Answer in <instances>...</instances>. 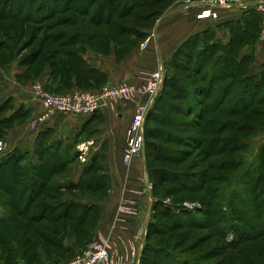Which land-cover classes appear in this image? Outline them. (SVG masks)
Returning a JSON list of instances; mask_svg holds the SVG:
<instances>
[{
	"label": "trees",
	"instance_id": "16d2710c",
	"mask_svg": "<svg viewBox=\"0 0 264 264\" xmlns=\"http://www.w3.org/2000/svg\"><path fill=\"white\" fill-rule=\"evenodd\" d=\"M36 1L0 0V19L13 18L23 23L33 20L38 24L36 32H32L31 29V34L28 35L26 40L23 37L17 42L16 39L15 45L19 44L21 49L14 53L12 61L19 59L21 65L27 66V70H32L37 64L43 66L49 62L53 65V70L70 76L74 73H81L83 70L81 67L75 66L78 61L76 58L78 57L79 45L92 44L94 43L93 40L98 39V37L104 39L105 42L115 41L117 34L120 36L136 35L139 39L146 38L150 34L155 20L164 13L161 8H155L145 16L137 18V20L148 22V27L151 29H141L133 23L121 24L120 20L134 17L131 11L136 7H145L151 5L152 2L160 1L162 3L167 0H55L53 5L52 3L46 5V2L41 3L42 5H36ZM44 10L46 13L42 14ZM67 11L79 12L81 16L82 14L87 15L90 23L85 25L86 20H84L80 24L73 16L55 18L58 13ZM245 14H248L247 18L250 19L251 23L258 21V13L251 11ZM154 17L155 19L152 21ZM45 23L47 30L50 31L46 35L45 41L39 47L26 52L27 49L36 44ZM91 24L96 27L104 25L109 29L88 34L87 30L82 29V26L89 29L88 26ZM67 25L72 26L74 29L63 27ZM58 27L63 28L53 31L54 28ZM231 27L233 35L228 44L212 42L210 40L211 30L197 35L198 37L195 36L192 40H187L183 44L185 47L181 53L170 64L176 66L174 72L170 74V71L166 69L163 90L149 112L146 122V165L149 179L151 178L150 180L154 186L155 183L158 184L161 181L174 182L175 184L182 182L183 184L189 183V185H192L194 175H197L195 171L172 172L167 168H159L158 166L152 168L149 162L150 157L155 160H173L176 157L175 151L189 153L185 149H178L175 146L161 143V141L178 144L191 143L188 136L181 137L180 135L182 124L176 116L177 113L195 116L193 120L198 125L199 122L203 123L202 121L210 113L218 111L231 94L233 107L240 108L239 110L234 108L233 114L246 113L255 103H264V76L244 77L242 72L244 61L238 59V47L244 42L245 36L253 35V37H256V33H251L249 26L239 24L237 21L231 22ZM117 43L121 45L123 50L131 45V41H129L130 44ZM5 45L1 43V47ZM45 50L46 53H44ZM184 52L189 55H196L194 64H189L187 68L190 70L189 73L198 76L200 80L198 88L193 87L190 80L186 79L188 75H183L180 70L182 63L178 59ZM42 58L44 60H41ZM6 64H2L0 61V68L6 67ZM223 76L224 79L222 80ZM167 87H172L179 92L174 95L168 91ZM213 92L215 93L213 94ZM178 96L185 97L188 105L183 106L177 103L174 98ZM245 101L248 103L244 104ZM2 112L3 108L0 107V113ZM251 112L256 113L255 110ZM17 117L18 112L10 117H0V123L3 121L6 123L14 122ZM208 122L217 125V127H211V130L207 129L208 132L216 134L225 131L231 123L229 119L224 118L210 119ZM244 126L245 124L241 123L237 127L244 128ZM235 140L233 138L216 137L211 138L208 143L204 144V140L193 138V141L197 142V144H193L196 146L199 143L200 148L204 144L205 148L201 149L203 157L210 158L213 155L228 151V147ZM239 145L244 147L245 143ZM215 148H217L216 154ZM35 154L38 157L37 162L28 161V153L19 149L0 157V263L2 264H41V260L36 255L37 247L43 246V243H51L53 239L49 234H57L59 231L55 224H43V221L56 223L61 219H70V221L85 223L91 212L97 209L100 210L102 203L106 202L109 197L110 181L100 163V157L94 156L92 161L85 167L81 179L75 182L69 175V164L78 156L77 151L72 152L71 147L61 149L60 146L48 145L42 139H39ZM225 162L227 161L220 162L219 166L222 167ZM243 162H241V166H243ZM248 169H244L237 176H234V179H232L234 184L231 185H233L232 188L235 189L236 193L232 191L230 197L225 200L219 210L215 209L216 211H214V208H211L204 211L209 216L210 224L207 227L209 225L215 226L218 235L227 241V245H230V247L236 246L237 243L246 238L264 235V208L261 201H259L264 195V172L262 170L259 172L257 180H240L241 173ZM94 171H98V173L94 174ZM163 173L174 176L165 179L162 176ZM58 176H60L61 183L56 182ZM201 177L202 179H198L200 182L197 185L195 183L193 187H190L192 190L188 186H182L178 189L204 192L208 181H206V175L203 176V173ZM242 184L248 188V192L242 190ZM236 187L243 192L236 189ZM80 188L92 193H107V196L104 198L105 200L102 197H97L94 201L90 195L83 197V199H77L74 196L60 197L55 193L63 189L76 190ZM207 189H211V187L209 186ZM155 193L156 191L154 192L156 208L157 202L160 204L161 199H158L159 197ZM40 196L51 200H41L40 203L37 201L39 204L37 203L38 205L35 206L36 210L30 212ZM212 204H215L214 201ZM156 209V214L158 212V214L170 218L172 223H157L156 220L149 223L147 241L141 261H147L150 264H214L207 263L200 255H191L178 250L177 248L180 247L183 237L177 239L173 245L162 242L165 240L166 230L171 227L176 229H197L200 227L201 224L190 223L191 221L182 224L181 218L176 219L177 216L180 217L182 213L187 212L190 216L195 217L192 213L193 210L183 207L178 209L169 208L167 211H163L164 209H161V206ZM177 210L181 213H178ZM183 218L188 219V217ZM237 220L239 225L232 232L235 234L233 239H227L229 230L227 224L236 226L234 222ZM245 230L250 231L248 235L245 234ZM156 234L161 236L158 239L161 241L155 243L151 240ZM194 248L190 247L187 251L190 252ZM29 253L31 255L28 256ZM203 257L209 258L208 255Z\"/></svg>",
	"mask_w": 264,
	"mask_h": 264
},
{
	"label": "crops",
	"instance_id": "0c3cea01",
	"mask_svg": "<svg viewBox=\"0 0 264 264\" xmlns=\"http://www.w3.org/2000/svg\"><path fill=\"white\" fill-rule=\"evenodd\" d=\"M247 15L232 7L219 9L217 18L201 17L194 9H181L177 5L155 20L146 38L125 50L115 41L108 42L107 50L95 48L94 43L98 39L93 40L92 44L79 45L78 61L74 63L83 70L70 76L53 70V65L47 62L38 76L25 79L23 73L27 66L21 65L19 59L15 60L10 67H5L8 70L19 68L20 71L14 74L16 78H8L9 83L12 79L11 84L15 85L3 87L0 93V107L6 111L2 118L18 112L17 119L3 136L7 142L6 154L19 149L28 153V161L37 162L35 153L39 139L48 145L60 146L61 149L71 147L72 152L78 153L69 164V175L75 182L81 179L85 167L94 156L100 157L110 186L108 200L102 203L100 209L95 234L111 237L121 256L131 258L135 252L142 258V248L147 241L150 215L154 212L156 199L153 184L152 189H149L146 182V178L150 181L146 159L137 157L129 167L123 162L126 130L134 108H124L117 115L105 107L91 114H58L45 123H33V119L43 110L33 92V83L39 82L51 92L68 93L76 90L98 91L106 84L122 81L136 82L137 73L154 71L160 64L169 70L173 59L185 47L183 44L203 32L211 30L212 42L228 44L233 35L231 22L237 21L249 28L251 25L260 27L262 15L259 14L258 21L252 23ZM144 41H148L146 47L141 46ZM238 59L244 61V77L264 76V41L257 40L254 45L241 47ZM87 74L93 76L90 82L94 85L83 89V79ZM65 84H69L68 89ZM125 198L133 199L134 210L121 214L127 229L120 230L114 226V222L118 216V205Z\"/></svg>",
	"mask_w": 264,
	"mask_h": 264
},
{
	"label": "rangeland",
	"instance_id": "374dc122",
	"mask_svg": "<svg viewBox=\"0 0 264 264\" xmlns=\"http://www.w3.org/2000/svg\"><path fill=\"white\" fill-rule=\"evenodd\" d=\"M55 0H37L36 5L41 4L43 2H46V5L49 3L54 4ZM186 0H167L166 2L160 3V1H156L155 3H151V5H147L145 7H136L133 11L134 17H129L126 19H121L120 23H133L135 26L141 27V29H151L148 27V22L137 20L139 16H145V14L150 13L155 8H161L163 12L169 11L172 8H175L177 5H180L184 3ZM194 1V0H191ZM42 5V4H41ZM47 7V6H46ZM189 9H194L197 11V14H199V9L196 6L190 7ZM46 13L44 10L42 12ZM79 12H63L58 13L55 15V18H62L67 16H73L75 17L79 23L81 24L82 21L86 20V24L90 23L88 21L87 15H84ZM155 19V17L152 19V21ZM52 22V20H50ZM257 22V21H256ZM47 23V22H46ZM46 23L44 25V29L40 31V34L38 36V40L36 41V44H34L33 47L26 50L30 51L33 48H37L40 46V44L45 41L46 35L50 33L49 30H47ZM37 25L35 21L30 20L26 23L20 22L16 19L11 18H1L0 19V61L2 64L7 63L6 67H10V64H12L14 61L13 55L16 51H19L20 45L16 44L17 42L24 37H28L29 34L32 32H36ZM150 26V25H149ZM257 26V25H256ZM263 26V23H260V27H256L255 25H251L250 31L251 33H256V37L253 35H246L244 42L238 47L240 49L244 45H254L257 40H260L261 42L264 41V39L261 36V28ZM72 29V26H63ZM63 27L54 28L53 31L57 29H61ZM83 30H87L89 33H94L95 31H105L107 28L106 26L102 25L101 27H96L94 24L89 25V29L87 27L83 28ZM154 27V25H153ZM152 27V28H153ZM74 29V28H73ZM23 35V36H22ZM144 39V38H143ZM143 39H139L136 35H126V36H120L117 34L115 37V41L130 44L129 41H131L130 47L136 45ZM24 40V41H25ZM97 40V39H95ZM1 43L6 44L5 46L1 47ZM107 44L108 42H105L104 39L99 38L94 43L95 48L105 49L107 50ZM120 49V47H119ZM46 53V50L45 52ZM196 55H189L187 52H184V54L178 59L182 64L180 65L182 68H180L183 75L187 74L188 80H190V83L193 87L198 88L200 80L197 75H194L193 73H189V67L190 65H193L194 59ZM45 58V57H44ZM42 58L41 60H44ZM12 61V62H10ZM42 66L36 65L33 67L32 70H25V79L32 77V76H38L41 73ZM176 69V66L170 65V74L174 72ZM18 70V71H17ZM19 68L16 69H10L8 68H0V93L3 92V87H12L15 84L13 83L12 79L10 80L11 83H9L8 78L9 77H15L14 74L16 72H19ZM188 71V72H187ZM16 78V77H15ZM93 78L92 75H85V78L83 79V89H89V86H93L94 84L90 82V79ZM224 79V76L222 80ZM19 80H22V78H19ZM220 80V81H222ZM39 82H34L33 86ZM68 83V82H67ZM17 85V83H16ZM102 86V85H101ZM45 87V86H44ZM46 88V87H45ZM65 88H69V84H65ZM47 89V88H46ZM171 93L174 95H177L179 91L175 90L172 87H167ZM48 90V89H47ZM50 91V90H49ZM58 92V91H57ZM69 92V91H67ZM215 92H213L214 94ZM175 97V96H174ZM173 99V98H172ZM177 103L182 104L183 106H187L188 102L185 97H177L174 98ZM232 101V94L229 95L226 102L223 103V105L218 109V111L212 112L209 114L207 118H205L201 123L199 122L198 125H196V122L193 120L195 116L191 115H185L184 113L179 114L177 113L176 116L181 121V129H180V135L181 137H189V141L191 143L187 144H178V143H167L162 142L167 145L175 146L178 149H185V151L189 153H181L175 151L176 157L173 158V160H155L152 157H150V165L152 168L155 166L159 168H167L169 171H195L197 175H194V180H192V185L183 184L182 182L180 184H175L174 182H160L158 184L155 183V186L153 185V191H156V196H158V199H161L160 204L156 205V208H159L161 206V209H164L163 211H167V209H178V208H187L190 210H193L192 213L195 215V217L190 216L187 213L179 214L180 217L177 216L176 219L181 218L182 224L185 222L195 223V224H201L199 228L193 229V228H178L171 227L170 229L166 230V236L165 240L162 241L164 244L173 245L174 242H176L177 239H183L180 242V247L177 249L180 251H185L188 254L191 255H200L202 259H205L207 263H214V264H264V235L258 236V237H249L246 238L239 243H237L236 246L230 247V245H227V241L223 240V238L218 235V233L215 230V226L207 227L209 223V216L205 214L204 211L208 209H213L214 211L219 210L220 207L225 203V200L230 197V194L232 191L235 192V189L232 188L234 184L232 179H234V176H237L239 172L243 171L244 169H248L244 173H241L240 180H257V177L259 175V172L262 170L264 172V103L262 104H256L250 108L246 113H237L233 114L232 112L234 110ZM248 102L245 101L244 104H247ZM221 109V111H220ZM223 109V110H222ZM240 108H236V110H239ZM255 110L256 113L251 112ZM6 112V111H5ZM4 109L3 112L0 113V117H3V114L5 113ZM229 119L231 122L230 125H228L227 129L223 131L222 133L216 134L213 132H208L207 129L211 130V127H217L216 124L213 122H208L210 119ZM213 121V120H211ZM233 122V123H232ZM201 123V124H200ZM245 124L244 128H238L240 124ZM13 125V121L10 123L1 122L0 123V144L7 143L4 141L3 136L6 131V129L11 128ZM216 137H224V138H233L236 139L234 143H232L228 147V151L213 155L210 158L203 157V151L202 148H205L206 143L211 138ZM193 138L195 139H202L204 140V144L202 148H200V144L194 146L193 143H196V141H193ZM158 141L159 140H154ZM245 143L244 147H240L242 144ZM239 145V146H238ZM146 146V144H145ZM215 148V154H216ZM146 152V147H145ZM5 155V154H3ZM0 157L2 155L0 154ZM227 161L224 163V165L221 167L219 166V163L222 161ZM244 161V162H243ZM241 162H243V166H241ZM242 167V168H241ZM98 173V171L93 172ZM203 173V176L206 175L205 178L207 183V188L210 186L211 189L204 190V192H194L190 191L192 190L194 184L196 185L200 182L198 181L199 178L202 179L201 175ZM154 174V173H153ZM165 179H168L167 177H173L174 175H171L169 173H163L162 175ZM193 177V176H191ZM223 177V179H221ZM57 183H61L60 176L56 178ZM151 179V178H150ZM153 179V178H152ZM179 179V178H177ZM232 180V181H230ZM151 181V180H150ZM151 184L152 181H151ZM186 187L188 186L190 190H180L178 188L180 187ZM222 187V188H221ZM242 190L245 192H248V188L242 184ZM236 189H239L236 187ZM240 190L241 192H243ZM51 193V192H48ZM57 195H60V197H76L77 199H83V197L90 195L94 199H97V197H102L103 200L107 196V193H92L90 191L84 190V189H63L60 191L55 192ZM236 193V192H235ZM56 195V194H55ZM98 195V196H97ZM259 197V196H257ZM256 197V198H257ZM156 199V198H155ZM203 199V201H202ZM41 200H51L49 198H44L43 196L38 197V199L35 201L34 207L30 210V212H33L36 210V205L40 203ZM39 203H38V202ZM95 201V200H94ZM214 201L215 204H212ZM261 204L264 208V195L263 198L260 199ZM38 203V204H37ZM168 207V208H167ZM178 207V208H177ZM258 207V205H257ZM154 209V212L150 215L151 221L156 220L157 223H164V224H171V219L167 218L166 216H163L161 214H156L157 209ZM216 209V210H215ZM99 209L93 210L86 220L85 223H80V221H70V219H61L59 222H48L43 221V224L48 225H56L59 229L58 235L50 233L49 235L52 236L53 241L51 243H43V246L37 247L36 249V255H38L39 259L41 260V264H66L68 261H70L72 258H74L78 253L82 251L85 244L92 239L94 236H97L95 234V229L97 227V221L99 219ZM178 213L179 210H177ZM181 211V210H180ZM191 213V214H192ZM188 217L187 220H185L183 217ZM198 217V218H197ZM156 218V219H155ZM199 219V220H197ZM236 226H231L229 223L228 225V232H227V239H233L232 232L234 229H236L239 225V221L234 222ZM250 231L245 230V234L248 235ZM160 235H154L152 237V242H158L161 240ZM145 244L142 248V255L144 250ZM190 247H195L190 252L187 251ZM31 255L30 253L28 256ZM208 255L209 258H204L203 256ZM2 264V263H0ZM140 264H150L147 261H141Z\"/></svg>",
	"mask_w": 264,
	"mask_h": 264
},
{
	"label": "built area",
	"instance_id": "2783aa9c",
	"mask_svg": "<svg viewBox=\"0 0 264 264\" xmlns=\"http://www.w3.org/2000/svg\"><path fill=\"white\" fill-rule=\"evenodd\" d=\"M192 5L199 9L201 17L217 18L219 9L223 8L235 7L244 13L254 11L262 15L261 36L264 39V0H186L181 4V9H189ZM147 44L148 41H144L141 46L146 47ZM165 76L166 67L160 64L154 71L137 73L136 82L106 84L98 91L76 90L56 93L47 90L41 83H36L33 92L41 102L43 110L33 119V123H45L58 114H91L105 107L112 109L117 115L124 108H134L126 130L123 154V162L129 167L137 157L146 159L147 117L163 90ZM6 149L7 145L2 142L0 154H6ZM146 182L149 189H152L148 178ZM133 203V199L125 198L118 205V216L114 222L117 229H127L121 214L133 211ZM140 262V254L138 256L134 252L131 258H125L116 251V243L111 237L97 235L66 264H140Z\"/></svg>",
	"mask_w": 264,
	"mask_h": 264
}]
</instances>
